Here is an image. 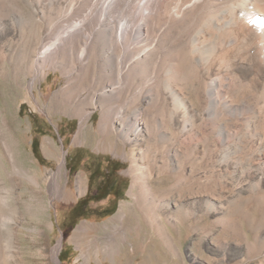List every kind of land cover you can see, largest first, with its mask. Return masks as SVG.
Masks as SVG:
<instances>
[{"label": "bare ground", "instance_id": "obj_1", "mask_svg": "<svg viewBox=\"0 0 264 264\" xmlns=\"http://www.w3.org/2000/svg\"><path fill=\"white\" fill-rule=\"evenodd\" d=\"M7 29L38 38L35 49L24 50L25 40L14 54L33 69L25 99L33 104L35 80L47 74L46 68L58 69L68 93L63 111L79 118L72 142L88 143L87 122L99 110L89 143L111 150L120 140L122 156L130 160L126 172L132 178L127 192L131 200L120 202L110 220L82 223L71 235L80 247L87 241L100 243L103 257L97 256L96 264H104L107 257L109 264H175L171 259L177 254L183 263L181 236L203 214L201 174L195 173L191 186L182 170L188 164L195 172L201 164V156L193 153L199 142L188 144L193 130L209 128L218 140L220 162H230L240 173H264V161L250 164L253 154L264 158V0H0V34ZM85 98L87 108L81 103ZM140 140L146 146L136 149ZM250 143L257 145L255 151ZM41 148L46 156L55 155L50 138L42 140ZM8 159L21 184L25 180L31 186L29 199L42 209L29 202L28 214L46 209L44 192L65 201L72 197L61 181L69 173L64 150L55 158L56 168L36 166L35 173ZM7 166L8 184L0 173V206L9 207L16 182ZM76 181L83 192L82 174ZM188 194L197 197L192 210L185 201ZM218 206L209 203L208 210L220 213L222 221L228 214ZM36 220L18 225L13 214L0 212V264L13 260L12 241L20 238L14 224L32 232L34 243L44 240L41 219ZM88 226L111 230L91 237ZM61 241L49 252L57 263ZM42 244L39 254L47 247ZM190 254V264H203L193 249ZM88 255H83V264Z\"/></svg>", "mask_w": 264, "mask_h": 264}, {"label": "rangeland", "instance_id": "obj_2", "mask_svg": "<svg viewBox=\"0 0 264 264\" xmlns=\"http://www.w3.org/2000/svg\"><path fill=\"white\" fill-rule=\"evenodd\" d=\"M7 30L0 34V161L2 160L0 173L4 175L8 184L6 169L4 168L8 164V158H11L16 166L33 173H35L36 166L56 168L55 158L59 157L64 150L65 168L68 169L69 173L68 176H62L61 181L73 193L72 197L65 201L44 192L47 201L46 209L37 215L34 210L28 214L25 206L30 204L29 202H33L35 208L42 209L35 201L29 199L32 194L29 183L24 180L25 182L23 181L21 184V177L7 166L12 179L16 182V187L10 194L17 200L10 198L9 207L0 206V212L13 214L18 225L30 226L37 221L36 219L40 218L41 223L38 226L44 227V240L41 239L34 243L32 232L14 224V231H19L20 238L18 240L15 238L12 241L14 245L12 248L13 260L10 259V263L83 264V255L90 253L88 255L90 260L85 264H96V257L99 255L103 257L100 243L97 246L94 242L87 245V241L80 247L76 241L71 239V235L82 223L100 225L110 220L117 211L120 202L131 200L127 192L132 178L126 172L130 160L122 156L123 145L120 140L114 141L116 146L111 150L109 148L98 150L89 143L90 136L93 135L92 131L97 129L100 117L99 110H95L88 119V143L72 142V137L79 125V118L63 111V102L68 93L62 88L65 84V78L58 69L46 68L45 73L47 74L41 75L35 80L33 88L35 95L31 97L33 104L25 99L26 87L32 78L33 69L28 61L19 63L14 54L19 48L23 49L22 43L25 40L26 47L24 50L35 49L38 38L34 36L29 38L28 34L20 36L11 29ZM27 39L31 41L29 42ZM4 41L6 44L1 46ZM8 43L12 44L10 50ZM8 54L9 56H7ZM9 72L11 73L9 74ZM76 83L79 81L72 82V84ZM82 83L90 84L91 82L84 80ZM87 100L85 98L81 102L84 107H86L85 105L89 107ZM210 132L208 127L203 126L193 130L192 134L190 133L192 138L188 144L193 146L195 141L200 143H198L197 152L193 151V153L201 156V164L195 172L188 164L183 165L182 170L187 175L188 183L191 186L195 173L201 174L204 184V192H202L204 204L201 203L203 214L199 224L192 223V230L181 236L180 250L183 263H181V257L178 254L171 260L173 263L176 262L175 264H190V250L193 249V253L201 259L203 264H264V173L261 171H259L260 173L258 171L252 172L251 170L240 173L238 169L231 166L230 162H220L216 155L218 140ZM44 138H50L55 143V155L48 157L43 153L41 143ZM33 139L36 140L34 144H32ZM250 145L251 151H255L257 145L255 144L254 147L252 143ZM138 146L145 148L146 142L140 140L135 145L136 149ZM153 146V142L150 143L151 154ZM125 148L130 149V145L126 144ZM151 154L147 155L148 160ZM254 157L253 154L250 158L251 165L262 164L264 161L261 156ZM111 164L117 165L115 172L117 180H123L116 197L112 193L106 195L105 192H96L101 176L107 170L109 171ZM78 174H82L83 179V192L81 193L78 192L77 188L76 178ZM157 177L161 179L162 174L160 173ZM256 183L258 186L255 187ZM20 194L21 198H19ZM187 196L185 201L188 203L189 210H192L196 205L193 200H196L197 197L195 194H188ZM209 203H213L215 206L220 204V208L228 214L226 220H218L217 217L220 213L208 210ZM44 222H51L52 224L44 225ZM91 228L88 226L89 231L87 230L88 236L91 237L97 234L102 235L106 230H111L110 228H98V230L94 229L93 231ZM23 232L25 234H22ZM243 233L248 237L247 240L244 239ZM58 238H61L62 241L59 250L60 258L58 256L57 263L52 260L49 252L50 248L57 243ZM40 242L43 243V246L44 244L47 245L44 254L37 252ZM109 263L108 257L105 258L104 264Z\"/></svg>", "mask_w": 264, "mask_h": 264}, {"label": "flooded vegetation", "instance_id": "obj_3", "mask_svg": "<svg viewBox=\"0 0 264 264\" xmlns=\"http://www.w3.org/2000/svg\"><path fill=\"white\" fill-rule=\"evenodd\" d=\"M116 176L115 174H109L107 173L106 175H104V177L101 180V186L100 188L97 189H101V190H107L108 192H115L116 190H118L117 187V180H116Z\"/></svg>", "mask_w": 264, "mask_h": 264}, {"label": "crops", "instance_id": "obj_4", "mask_svg": "<svg viewBox=\"0 0 264 264\" xmlns=\"http://www.w3.org/2000/svg\"><path fill=\"white\" fill-rule=\"evenodd\" d=\"M117 171V165L116 164H111L110 165V169H109V171L107 170L106 172H104V174H103V176H101V180H102V178L104 177V175H106L107 173H109V174H115V172ZM115 176H116V174H115ZM116 178H117V176H116ZM101 180H100V183H99V185L97 186V188H100V186H101ZM117 180V179H116ZM122 183H123V180H117V187H118V190H116L114 193L113 192H108L107 190H101V189H97L96 188V192H105L106 193V195H108L109 193H112L113 194V196L114 197H116L117 196V194H118V192L120 191V187H121V185H122Z\"/></svg>", "mask_w": 264, "mask_h": 264}, {"label": "trees", "instance_id": "obj_5", "mask_svg": "<svg viewBox=\"0 0 264 264\" xmlns=\"http://www.w3.org/2000/svg\"><path fill=\"white\" fill-rule=\"evenodd\" d=\"M35 141H36V140H35V139H33V140H32V144H34V143H35ZM75 207H76V206H75ZM59 258H60V254H59ZM60 260H61V259H60Z\"/></svg>", "mask_w": 264, "mask_h": 264}]
</instances>
